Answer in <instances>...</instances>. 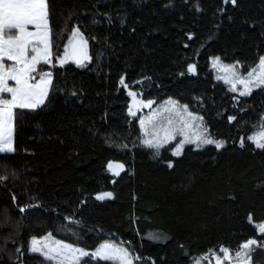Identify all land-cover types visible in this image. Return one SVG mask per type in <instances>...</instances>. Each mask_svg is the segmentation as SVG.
<instances>
[{"label":"trees","instance_id":"obj_1","mask_svg":"<svg viewBox=\"0 0 264 264\" xmlns=\"http://www.w3.org/2000/svg\"><path fill=\"white\" fill-rule=\"evenodd\" d=\"M49 5L53 64L39 68L52 71L53 84L44 105L16 110L15 151L0 153V175H8L0 183V245L12 236L0 264H14L9 257L21 245L23 264H47L26 249L33 236L48 232L89 250L114 240L138 254L139 264H192L221 254L222 245L235 250L248 238L264 239L257 230L264 222V149L248 140L264 127V90L235 99L209 63L211 57L239 62L242 72L255 65L264 54V0ZM77 26L91 59L60 65L57 57ZM130 91L153 105L169 97L187 104L225 144L186 146L174 157L170 143L156 155L128 112ZM109 161L125 165L119 176L107 169ZM100 192L113 196L101 200ZM19 205L35 207L22 213ZM65 224L78 240L60 230ZM255 249L253 264H264V248Z\"/></svg>","mask_w":264,"mask_h":264},{"label":"snow or ice","instance_id":"obj_2","mask_svg":"<svg viewBox=\"0 0 264 264\" xmlns=\"http://www.w3.org/2000/svg\"><path fill=\"white\" fill-rule=\"evenodd\" d=\"M235 2L236 0H232V3ZM49 15V0H0V153L15 151L13 128L16 110H36L45 104L49 96L53 84V73L51 70L39 68L42 62L46 66L53 64V34ZM30 25L33 27H29ZM87 44L88 39L80 28L73 27L69 43L64 45L63 56L57 57V62L63 65L67 60L72 59L82 65L84 61L91 59L87 54ZM213 59L214 67L220 68L222 72L218 79H223L233 91H238L240 96H250L254 89L264 90V56H260L257 66L246 74L242 73L236 65L222 64L219 57ZM188 70L195 72L196 66L189 64ZM120 83L125 84L123 76L120 78ZM237 85L242 87L237 88ZM129 94L133 96L132 106L128 108L130 115L135 116L137 111L143 107L151 108L154 103L151 99H138L135 92L130 91ZM240 96L235 99H239ZM234 119L236 117H229V120ZM139 125L144 133L142 144L154 148L156 155H159L164 144L175 140L177 136L183 137L173 149L177 156L181 155L185 144H195L197 148L209 144H215L217 148L224 145V141H218L208 133L203 116L191 111L187 104H181L179 100L172 97H169L156 110L150 111L147 116L140 117ZM248 139L253 140L258 148L264 149V127ZM106 142L111 143V141ZM116 146L127 147V145ZM168 166H172L171 161L168 162ZM124 167L125 165L118 161L108 162V169L117 176ZM11 175H15V172H11ZM7 179V174L0 175V183ZM96 195L98 199L103 200L105 197H112L113 193L100 192ZM12 199L15 200L16 197L13 195ZM18 207L23 213L26 208L31 210L35 206L19 205ZM66 219L74 221L76 225L83 223L81 220H75L74 216L66 217ZM251 219L252 216L249 215V220ZM257 228L261 234H264V222L257 224ZM60 230L70 231L77 240L79 239V233L69 228L67 224ZM150 238L160 239L161 237L153 235ZM11 239V235L5 237V244L0 245V251L6 249L7 241ZM255 246L264 248V239L248 238L235 250L222 245L221 254L210 251L215 257V264H253ZM16 251L19 255H10L9 258L14 261V264L16 262L23 264L24 246L21 245ZM26 251L40 254L47 264L52 262L54 264H86L87 260L101 259L114 261L115 264H139L141 260V257L129 247L117 245L112 241H105L95 250H89L77 243L57 239L52 232H48L44 237L33 236ZM196 264H201V261L197 260Z\"/></svg>","mask_w":264,"mask_h":264},{"label":"rangeland","instance_id":"obj_3","mask_svg":"<svg viewBox=\"0 0 264 264\" xmlns=\"http://www.w3.org/2000/svg\"><path fill=\"white\" fill-rule=\"evenodd\" d=\"M29 27H33V26H29ZM261 56H264V54L263 55H261ZM260 57V56H259ZM214 57H211L210 58V60H209V63H210V67H211V70L214 72V74H215V77H216V79L218 80V81H220V82H222L223 84H225V85H227L229 88H230V90L238 97V96H240V93L238 92V91H233L232 89H231V87H230V85L228 84V83H226L223 79H218V76H221L222 75V72H221V70H220V68H218V67H214V59H213ZM221 60V59H220ZM258 60H259V58H258ZM258 60H257V62L255 63V65L253 66V67H251L249 70H251L252 68H254V67H256L257 66V64H258ZM221 62H222V64H224V65H236V67L242 72V70H241V68L239 67V65L236 63V62H224V61H222L221 60ZM41 64H43V62L41 63ZM248 70V71H249ZM242 73H244V74H246L247 73V71L246 72H242ZM37 79H38V76H37ZM10 83H13V82H11L10 81ZM242 86L241 85H237V88H241ZM254 90H256V89H254ZM253 90V91H254ZM240 97H242V96H240ZM168 100V99H167ZM167 100H165V101H167ZM164 101V102H165ZM164 102H162V103H159V104H157V105H152L151 106V108H149V107H143L141 110H139V111H137L136 112V116L138 117V122H139V118L140 117H144V116H147L149 113H150V111H153V110H156L157 108H159L160 107V105L161 104H163ZM42 106V105H41ZM262 129H260L259 131H261ZM259 131H257V132H254V133H258ZM141 132H142V138L144 137V133H143V131L141 130ZM208 133H209V131H208ZM254 133H252L250 136H252ZM210 134V133H209ZM211 135V134H210ZM249 136V137H250ZM211 137H213L212 135H211ZM214 138V137H213ZM183 139V137L182 136H177V138L175 139V140H170L167 144H164L163 146H165V145H168V144H170V143H174L175 145H174V147H173V149L176 147V145L180 142V140H182ZM215 139V138H214ZM216 140H218V141H223V140H219V139H216ZM249 141H251L252 143H254L255 144V146H256V143L253 141V140H250V139H248ZM224 144H225V142H224ZM209 145H212V146H215L216 147V145L215 144H209ZM186 146H194V147H196L195 146V144H185L184 145V147H186ZM203 146H207V145H202L201 147H203ZM257 147V146H256ZM217 148V147H216ZM173 149H172V155L174 156V157H178L174 152H173ZM183 151V150H182ZM182 153V152H181ZM180 156V155H179ZM257 230H258V228H257ZM258 233H260L259 232V230H258ZM30 241H31V239H30ZM30 241H29V244H30ZM105 241H112V242H114L115 244H117V245H123V244H121V243H118V242H116V241H114V240H110V239H108V240H105ZM104 241V242H105ZM103 242V243H104ZM124 247H126L125 245H123ZM234 254V253H233ZM40 255V254H39ZM197 260H199V261H201V264H215V257L213 256V257H209V258H204V257H201V258H198V259H196V260H194V262L192 263V264H196V261ZM100 261H104V260H100ZM108 262H111V263H113V264H115V262L114 261H108ZM53 264H54V262H52Z\"/></svg>","mask_w":264,"mask_h":264},{"label":"water","instance_id":"obj_4","mask_svg":"<svg viewBox=\"0 0 264 264\" xmlns=\"http://www.w3.org/2000/svg\"><path fill=\"white\" fill-rule=\"evenodd\" d=\"M74 62H75V60H73ZM76 63V62H75ZM132 102H133V99H132ZM131 105H132V103H131ZM107 169H108V166H107ZM109 170V169H108ZM110 171V170H109ZM123 172V169L122 170H120V173H122ZM111 174H112V176H117V175H115L112 171H111Z\"/></svg>","mask_w":264,"mask_h":264}]
</instances>
